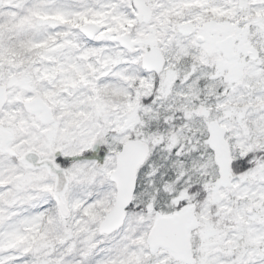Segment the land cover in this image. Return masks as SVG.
<instances>
[{
    "label": "snow or ice",
    "instance_id": "snow-or-ice-1",
    "mask_svg": "<svg viewBox=\"0 0 264 264\" xmlns=\"http://www.w3.org/2000/svg\"><path fill=\"white\" fill-rule=\"evenodd\" d=\"M0 264H264V0H0Z\"/></svg>",
    "mask_w": 264,
    "mask_h": 264
}]
</instances>
